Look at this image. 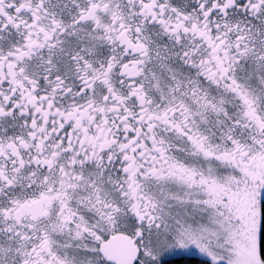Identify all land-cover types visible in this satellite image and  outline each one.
<instances>
[{
	"label": "snow or ice",
	"instance_id": "obj_1",
	"mask_svg": "<svg viewBox=\"0 0 264 264\" xmlns=\"http://www.w3.org/2000/svg\"><path fill=\"white\" fill-rule=\"evenodd\" d=\"M0 264H264V0H0Z\"/></svg>",
	"mask_w": 264,
	"mask_h": 264
}]
</instances>
